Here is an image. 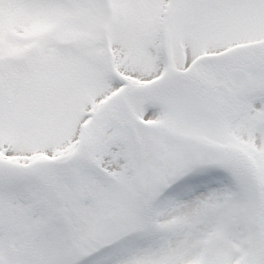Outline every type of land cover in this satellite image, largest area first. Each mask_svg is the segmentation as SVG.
<instances>
[{
  "label": "snow or ice",
  "instance_id": "1",
  "mask_svg": "<svg viewBox=\"0 0 264 264\" xmlns=\"http://www.w3.org/2000/svg\"><path fill=\"white\" fill-rule=\"evenodd\" d=\"M0 264H264V0H0Z\"/></svg>",
  "mask_w": 264,
  "mask_h": 264
}]
</instances>
